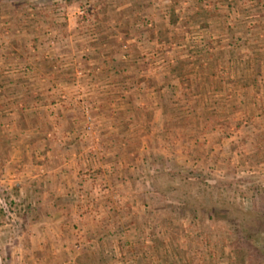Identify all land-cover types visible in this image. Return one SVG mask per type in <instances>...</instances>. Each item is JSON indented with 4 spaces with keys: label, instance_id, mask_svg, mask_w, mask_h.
<instances>
[{
    "label": "rangeland",
    "instance_id": "obj_1",
    "mask_svg": "<svg viewBox=\"0 0 264 264\" xmlns=\"http://www.w3.org/2000/svg\"><path fill=\"white\" fill-rule=\"evenodd\" d=\"M66 85L80 166L46 175L16 114ZM254 231L264 0H0V264H264Z\"/></svg>",
    "mask_w": 264,
    "mask_h": 264
},
{
    "label": "crops",
    "instance_id": "obj_2",
    "mask_svg": "<svg viewBox=\"0 0 264 264\" xmlns=\"http://www.w3.org/2000/svg\"><path fill=\"white\" fill-rule=\"evenodd\" d=\"M62 67H63L62 69H67L64 66ZM29 83H32V81H30ZM46 87L49 88L52 86L49 83ZM69 87L71 86L66 85L64 87L65 91H67L68 89L69 91H68L66 99L60 100V101H58V99L55 98L53 89L47 90V88H43V89H38V90H30L31 91L30 96L33 95L34 93L35 95H37V98L35 100H32V99L28 100V96H25L24 102L27 105V107H25L23 110H21L20 112L16 114L17 115L16 121L18 122L21 121V123L24 122V125L25 123L28 124V119L33 118L35 121H37L36 122L37 128L32 126L31 128L23 127L20 129H24L27 131L30 130V133H31V130H35L34 133H32V135H36L35 133H42L41 134L42 136H46L45 138L47 142H42L44 143L43 147L46 149V153L43 154L44 156L45 155L51 156V153H49L50 148L54 149L57 146V149L60 151L61 159L62 158L68 159V161H63V162L59 160V164L57 167H51L52 165L47 166L45 164L46 166L44 167L46 168V170L44 173H46V175L48 174V172L57 171L58 169L60 170L59 172L61 173H63L65 170H69L70 172H73L76 167L79 168L80 166V164H78L79 166H76L74 162L78 157L80 158V152L82 151V144L78 142V139H75L77 134L80 132L79 104H76L75 102L72 101V95H70ZM39 98L41 99L38 100ZM100 103L101 102L98 100V108L102 109L105 112V114L102 112L101 113L102 115H106L107 103L105 100L102 101V104ZM57 111L60 113V116L54 117L52 112L56 113ZM40 121H42V123ZM40 124H43V126ZM116 133L121 134L119 132H116ZM54 136L55 137L57 136L59 142L58 141L57 143L54 142V138H53ZM35 143L40 144L38 141H34L32 145H34ZM30 145L31 143L28 144V146ZM53 175H54V172L50 176H53ZM58 189L60 188L58 187ZM76 189L77 188L75 187L73 190H69V188H67V191L72 192ZM61 190H64V187H61Z\"/></svg>",
    "mask_w": 264,
    "mask_h": 264
},
{
    "label": "trees",
    "instance_id": "obj_3",
    "mask_svg": "<svg viewBox=\"0 0 264 264\" xmlns=\"http://www.w3.org/2000/svg\"><path fill=\"white\" fill-rule=\"evenodd\" d=\"M67 2H71V1H73V0H66ZM213 213V212H212ZM257 233H260V231H254L253 232V235H251V236H255V238H252L253 239V241H254V243H256V244H254L255 246H254V248L258 251V252H262V251H264V240L262 241V240H260V239H258L259 237V235L257 234ZM256 235H258L257 237H256ZM172 259L171 258H169V261H171ZM171 262H173V261H171Z\"/></svg>",
    "mask_w": 264,
    "mask_h": 264
}]
</instances>
